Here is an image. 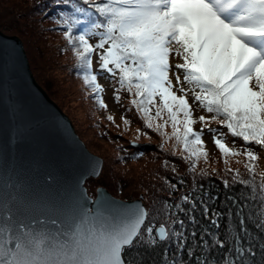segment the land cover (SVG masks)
I'll list each match as a JSON object with an SVG mask.
<instances>
[{
  "label": "snow or ice",
  "instance_id": "snow-or-ice-1",
  "mask_svg": "<svg viewBox=\"0 0 264 264\" xmlns=\"http://www.w3.org/2000/svg\"><path fill=\"white\" fill-rule=\"evenodd\" d=\"M82 3L87 8L75 7V18L61 17L58 23L64 26L63 36L99 106L107 108L101 98L104 88L92 70L94 53L99 57V70L119 85L115 92L129 93L130 104L146 127L154 128L165 143L174 140V147L191 161V171L201 158L208 159L203 140L207 128L226 165L230 157L246 158L244 166L253 179L242 180L237 170L233 180L253 186L259 175V193L264 198V171L258 172L261 157L252 147L264 150V0ZM92 38L97 42L91 43ZM170 57L183 62L173 65ZM115 99L119 101L120 96ZM198 110L209 115L197 117ZM107 119L114 122L111 115ZM161 120L163 123L157 122ZM129 123L124 119L125 125ZM196 123L201 124L199 131L194 130ZM212 123L226 127L228 135L249 146L229 147L225 134L210 127ZM169 125L171 135L165 131ZM182 199L187 202L188 197ZM176 208L183 211L180 205ZM147 216L141 206L117 205L113 213L97 205L94 211L82 209L67 221H26L7 204L0 205V264H134L131 250L138 238L143 240L146 235L144 242L153 245L170 238L164 225L145 228ZM177 222L183 227V221ZM212 223L216 225L215 220ZM243 224L240 221L241 229ZM257 226L264 229V217ZM171 235L182 247V232ZM240 239H234V249L229 251L234 250L239 264H243L240 258L246 250ZM215 243L220 248L225 246L220 240ZM224 264L236 261L225 258Z\"/></svg>",
  "mask_w": 264,
  "mask_h": 264
},
{
  "label": "trees",
  "instance_id": "trees-1",
  "mask_svg": "<svg viewBox=\"0 0 264 264\" xmlns=\"http://www.w3.org/2000/svg\"><path fill=\"white\" fill-rule=\"evenodd\" d=\"M23 2L26 3V0H20V4ZM35 2L34 9L37 8L42 12L38 14L41 19L40 24L46 26H44L45 30L48 28L50 31L52 30L55 33L54 37L58 38L55 40L56 43L48 46L42 37L34 36L38 48H42L43 54L52 58L51 60L57 59L63 55V52L64 54L69 53L66 55L67 57H64L65 59H60V66L70 74L71 72L79 73L80 75H78L82 78L73 50L69 51L71 47L69 48L67 40L63 36L64 26L58 21L61 17L75 18V7L87 8V6L83 5L82 0H35ZM34 30H36V32L33 31L34 35L41 34V29L35 27ZM74 33L79 34L76 29H74ZM90 42L93 43L92 39ZM96 42L95 40L94 43ZM95 55L94 53L92 56V70L98 75L94 63ZM32 72L38 83L56 102L57 100L46 82L39 79L33 68ZM104 74L108 73L104 72ZM111 80L114 88H118L119 85L112 78ZM98 82L101 84L99 75ZM101 86L103 87L102 84ZM117 94L120 98L128 95L127 100L130 103L132 97L127 91L121 90ZM101 98L108 108L103 93H101ZM157 101L159 102L158 98ZM130 106L136 112V108L131 104ZM59 107L62 109V106ZM136 115L141 116L138 112ZM126 116L124 117L126 118ZM127 117L132 120L131 116ZM104 126L105 134L99 131L95 133L98 137H104V143L108 148L107 165L97 180L98 186L105 187L116 198L136 199L134 191L128 192V187L125 185L131 186L130 183L137 178L132 176L133 171L126 172L131 175L130 178L123 177L121 173L125 170L120 166L134 164L144 158V163H146L144 168H148V173L144 171L142 176L144 179H141L140 185L138 184L140 189L138 195L144 197L148 213L144 227L151 225L158 228L164 225L170 233L168 242L157 241L155 245L144 242L148 239L146 235L143 240L138 238L136 247L131 250L134 264H224L225 258L232 259L236 261V264H239L234 250L229 251L234 249V239L236 238H242L239 243L246 250L245 255L240 258L243 260V264H264V229L257 226L261 218L264 217V206H262L264 198L260 196L258 187L261 178L259 175L255 177L253 185L255 191L252 190L253 186H245L233 180L237 170L242 180L253 179L244 166L247 160L243 155L228 158L226 165L224 158L213 143L212 134L205 128L203 140L205 142V136L210 134L214 148L211 151L206 148L207 161L201 158L197 162L195 170L191 171V161H186L183 158L186 153L180 149L174 146H159L148 141L132 140L118 132L114 126L111 128L106 123ZM213 128L217 132L225 134L229 147H232L233 144L237 149L249 146L245 145L241 139L228 135L226 127L221 125ZM194 130L199 131L200 129L197 130L194 125ZM252 147L258 151L261 157V150L258 146ZM114 161L117 163L115 166L112 165ZM147 161L150 164L148 166ZM162 163L167 164L164 172L161 170ZM232 163H236L237 167H230ZM258 164L260 167V160ZM228 168L232 171H226ZM91 180L93 181V179L87 180L86 185H90ZM225 182H227V186ZM89 192L93 195L94 191L91 192L90 189ZM183 197H188L187 202L182 199ZM176 205H180L183 211H179ZM213 220L216 221V225H213ZM177 221H183V227ZM240 221L244 222L242 229ZM173 232H182L183 235L179 238L184 241L182 247H178L179 240L171 235ZM216 240L222 241L225 245L224 248H220L219 244L215 243Z\"/></svg>",
  "mask_w": 264,
  "mask_h": 264
},
{
  "label": "water",
  "instance_id": "water-1",
  "mask_svg": "<svg viewBox=\"0 0 264 264\" xmlns=\"http://www.w3.org/2000/svg\"><path fill=\"white\" fill-rule=\"evenodd\" d=\"M103 163L35 79L21 39L0 31V205L26 221H67L97 205L147 211L143 196L122 200L105 187L89 195L85 183L100 176Z\"/></svg>",
  "mask_w": 264,
  "mask_h": 264
},
{
  "label": "rangeland",
  "instance_id": "rangeland-1",
  "mask_svg": "<svg viewBox=\"0 0 264 264\" xmlns=\"http://www.w3.org/2000/svg\"><path fill=\"white\" fill-rule=\"evenodd\" d=\"M35 3V0H26V3L23 2V4H20V0H0V31L7 35L17 36L21 39L31 70L33 68L39 79L46 82L50 91L53 92L52 94H54L53 96L55 100H57V105L62 106L63 111L72 121L76 132L80 135V138L84 141L87 148L92 153L103 159V169L107 165L108 148L104 143V137H98L95 133L99 131L102 134H105L104 123L109 125L111 128L114 126L118 132L123 133L126 137L132 140L148 141L154 143L155 145L164 147L174 146V140H168V142L165 143V138L159 135L154 128L146 127L142 116L136 115L137 110L135 112V109L133 110L130 106V103L127 100L128 95H124V97L120 98L119 101L115 99L117 93L115 92L111 77H109V74H104V72L99 70V64L97 63L99 58L97 55L94 57L95 69L96 72L98 71L100 82L104 87V100L108 104V108L106 109L99 106L91 89L85 86L83 79L79 76V73L74 74L71 72L70 74L67 70H64V68L60 66V59H65L64 57H67L66 55H69V53L64 54L63 52V55L57 57V59L55 58L54 60H51L52 58L50 59L43 54L42 48H38V44L34 41V36L38 35V38L42 37L48 46H52L53 43H56L55 40L58 38L54 37L55 35L53 34L55 33H53L52 30L50 31L49 28L45 30V25L43 26L40 24L41 19L38 14H41L42 12H40L37 8L34 9ZM35 27L41 29V34L36 33L34 35V32H36V30H34ZM95 40L96 38H92L93 43ZM69 51H72V48ZM170 60L173 65L183 62L178 57H170ZM189 101L191 103V94H189ZM152 114H155L154 108L152 110ZM109 115L113 116L114 122L107 119ZM126 115L131 116L132 120ZM199 115L207 116L209 114L203 112L202 110H198L195 113V116L198 117ZM124 116H126V118ZM135 117L137 118L135 119ZM165 118H167V114H165ZM124 119H127L130 123L125 125ZM157 122L163 123L162 120ZM220 126L221 124L219 123H212L210 125L212 128ZM195 128L199 130L201 128V124L196 123ZM165 131L171 135V126L169 125ZM205 144L209 151L214 148L210 134L205 136ZM115 164L117 163L114 161L112 165L115 166ZM162 164L161 170L164 172L166 171L167 164ZM148 165L150 164L147 161V166ZM145 166L146 163H144V158L137 163L120 166L125 170L121 173L123 177L130 178L131 175L126 172L133 171L132 176L137 178L130 183L131 186L125 185L128 187V192L134 191L133 194L136 199L139 198L138 191H140V189L138 188V184L140 185L141 179H144L142 178L144 171H147L148 173V168H144ZM230 167L235 168L237 167V164L232 163ZM103 169L101 173H103ZM259 169L260 171H264V150H261ZM98 178H89L93 179V181L91 180L92 183L90 185H86L85 183L89 195L93 198L97 196V188L99 187V183L97 182ZM90 189L91 192L92 190L94 191L92 192L93 195L90 194ZM130 200H133V198Z\"/></svg>",
  "mask_w": 264,
  "mask_h": 264
}]
</instances>
